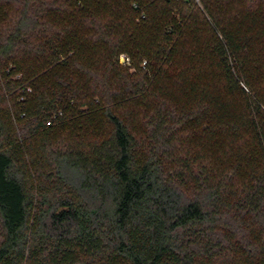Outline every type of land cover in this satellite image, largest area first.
I'll return each instance as SVG.
<instances>
[{"label":"trees","instance_id":"obj_1","mask_svg":"<svg viewBox=\"0 0 264 264\" xmlns=\"http://www.w3.org/2000/svg\"><path fill=\"white\" fill-rule=\"evenodd\" d=\"M201 1L0 0V264H264V103L247 72L264 4L235 24ZM132 46L137 78L116 61ZM139 101L142 138L120 111ZM99 109L109 128L89 137ZM218 134L213 164L199 144Z\"/></svg>","mask_w":264,"mask_h":264},{"label":"rangeland","instance_id":"obj_2","mask_svg":"<svg viewBox=\"0 0 264 264\" xmlns=\"http://www.w3.org/2000/svg\"><path fill=\"white\" fill-rule=\"evenodd\" d=\"M224 1H226L225 7L227 9L229 8L228 13L226 14V18L228 20H231L232 23H235V24L238 18L240 17V13L243 10H255V9L260 8V6L264 4V1L262 2L261 0H253V1L224 0ZM196 3L200 5L201 7H203L204 9V4L202 3L201 0H196ZM188 6H191V3L188 4ZM179 9L180 8L177 6L172 10L171 13L176 17H180L181 14H180ZM185 9L187 10L188 8H185ZM144 14H145V11H144ZM133 17L136 22H139L141 21L142 14L141 13L133 14ZM247 22L250 23V19H248ZM139 24H140V28L146 27V25H144L141 22ZM152 29H153V26L148 27L146 35ZM221 37L222 39H225L222 32H221ZM159 38H161V36L157 35V39ZM132 48L134 51L137 52V55H136L137 58H134L132 55L130 56L129 53L126 51H122L116 57V61L124 69H126L127 73L130 74V76L137 78L138 76L142 75L143 71L145 70L144 65H146V56L140 55L142 50H139L137 47L132 46ZM245 53H248V51ZM178 63H183V62H180V58H176V60H171L167 62L166 64H164L165 65L164 69H166L165 77L171 80L174 84H176V87H177L178 82L180 81V77L178 76V74L182 66V64H178ZM247 66H249L247 69V72L248 74L251 75L252 81L255 82L260 95L263 96L262 100L264 103V37L260 41H257L254 45H251V53L249 55V61L247 63ZM241 81H242V85L246 86L245 82L243 80ZM129 104L130 103H127L125 104V106H128ZM149 104L150 103H147L145 101L137 102L136 107H138L140 111L138 114H134L133 111H132V114L130 113L131 109L133 110L134 108L133 105L128 106L124 109L122 108L120 109L121 113L127 114L129 115V117H131V122L133 123L132 127H134L137 130L141 138L146 135V132L148 130V125L146 121L147 117L145 114L149 110V106H148ZM104 118H105V115L103 114V112L101 113L100 109L97 111H91L90 114H88L87 116H83V119H81L82 121L81 128L78 126L77 127L79 130L85 131L89 137L94 136L96 127H100L102 129L109 128V125L105 121L106 119ZM217 130H221V129L217 128ZM213 136L215 137H213L211 140L206 139L204 143L199 144V145H200V151L202 153H205L204 160L215 164L214 160L218 161L220 157L224 156L223 152L220 151L221 148H226V147L223 145L225 139H223V137L220 134L213 135ZM244 144L245 143L243 141H239L236 144H229L227 150L229 151L230 154L237 153L241 149L246 148V147L241 148L244 146ZM238 181H241V179H238Z\"/></svg>","mask_w":264,"mask_h":264},{"label":"water","instance_id":"obj_3","mask_svg":"<svg viewBox=\"0 0 264 264\" xmlns=\"http://www.w3.org/2000/svg\"><path fill=\"white\" fill-rule=\"evenodd\" d=\"M80 264V263H79Z\"/></svg>","mask_w":264,"mask_h":264}]
</instances>
